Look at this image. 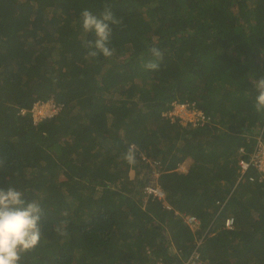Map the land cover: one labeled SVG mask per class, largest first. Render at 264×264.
<instances>
[{"label": "trees", "instance_id": "obj_1", "mask_svg": "<svg viewBox=\"0 0 264 264\" xmlns=\"http://www.w3.org/2000/svg\"><path fill=\"white\" fill-rule=\"evenodd\" d=\"M106 6L121 20L113 54L91 57L80 13ZM261 76L264 0H0V189L45 213L19 264H264L263 173L240 180L238 164L264 143ZM50 98L62 109L35 121ZM185 102L207 121L163 115ZM139 152L160 162L165 200L145 196Z\"/></svg>", "mask_w": 264, "mask_h": 264}, {"label": "clouds", "instance_id": "obj_2", "mask_svg": "<svg viewBox=\"0 0 264 264\" xmlns=\"http://www.w3.org/2000/svg\"><path fill=\"white\" fill-rule=\"evenodd\" d=\"M80 19L83 30L94 32L96 37L94 41L85 42V46L89 49L87 55L95 57L102 53L105 57H110L113 54L108 47L112 34L111 26L120 24L121 20L107 6L99 15L85 9L80 13ZM149 51L157 60L162 59L163 54L158 48L152 47ZM159 66L156 62L145 64V68L149 70H158ZM253 87L258 93L254 108L258 113L264 112V76L253 81ZM175 104L179 103H174V106ZM25 112L22 110V113ZM166 116L170 117L168 114ZM178 118L181 119V116L177 115L171 119L174 121ZM179 122L186 125L182 121ZM124 159L130 164L135 163L131 149L124 155ZM25 193L26 191L19 190L14 185L0 189V264H19L22 254L31 251L40 243L44 209L37 200L26 201ZM64 223L66 224L67 221ZM57 232L66 235V232L60 228H57Z\"/></svg>", "mask_w": 264, "mask_h": 264}, {"label": "built area", "instance_id": "obj_3", "mask_svg": "<svg viewBox=\"0 0 264 264\" xmlns=\"http://www.w3.org/2000/svg\"><path fill=\"white\" fill-rule=\"evenodd\" d=\"M53 104V111L50 116H53L61 110V104L57 103L54 98L51 100ZM194 107L193 103L185 102V103H179L175 104L174 110L176 108L180 107L185 110H187L189 107ZM177 113L169 112L168 116H170L172 119H174L175 116H177ZM195 119L191 120L193 125L202 124L207 121V116L202 111L198 112ZM132 148H135V146H131ZM239 152L241 153L242 158L239 160V171H240V180L244 178V176H248V171L251 167L254 169H257L259 172L263 173L259 176V179H264V143L259 137L258 141L253 147V150L250 152L245 147H241L239 149ZM139 156L142 157L144 161L151 164L150 167V174L149 179L147 180L145 186H144V194L146 197H153L158 198L160 200H165L166 193L164 189L161 187L159 183V175L161 172L160 169V162L158 161H152L148 159L142 152H139ZM250 181H256L254 175L248 176ZM187 223H189L192 227H195L198 224L197 219L194 216H187L185 218ZM225 226L228 229L234 228V218L230 217L227 218L225 221ZM185 264H207L206 261L200 257V253L196 252L194 253L189 260Z\"/></svg>", "mask_w": 264, "mask_h": 264}, {"label": "rangeland", "instance_id": "obj_4", "mask_svg": "<svg viewBox=\"0 0 264 264\" xmlns=\"http://www.w3.org/2000/svg\"><path fill=\"white\" fill-rule=\"evenodd\" d=\"M52 99L53 98H50L46 101L38 102L34 105V107L32 108V113H33V116H34L36 121L42 119L43 117H48L52 114V111H53V104L51 102ZM235 106H236V104L234 103L233 107H235ZM61 109H62V105H61ZM200 111L201 110L197 109L196 106H194L193 108L190 106L185 111H180V108H176V110H174V108H173V110L170 109V110L164 111L163 115L166 116L169 112L177 113L178 115L181 116V119L178 118V120L187 124L188 122H191V120L195 119L197 116L195 114H197ZM189 164H190V161L187 160L185 163L182 164L180 169L187 171ZM130 175L132 176V178L134 177V171L133 170H131Z\"/></svg>", "mask_w": 264, "mask_h": 264}, {"label": "bare ground", "instance_id": "obj_5", "mask_svg": "<svg viewBox=\"0 0 264 264\" xmlns=\"http://www.w3.org/2000/svg\"><path fill=\"white\" fill-rule=\"evenodd\" d=\"M178 108H180V107H178ZM180 111H185V109H183V108H180Z\"/></svg>", "mask_w": 264, "mask_h": 264}, {"label": "crops", "instance_id": "obj_6", "mask_svg": "<svg viewBox=\"0 0 264 264\" xmlns=\"http://www.w3.org/2000/svg\"><path fill=\"white\" fill-rule=\"evenodd\" d=\"M190 161V160H189Z\"/></svg>", "mask_w": 264, "mask_h": 264}]
</instances>
